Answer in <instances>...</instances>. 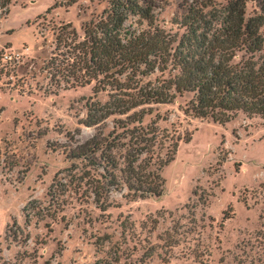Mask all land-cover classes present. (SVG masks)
Segmentation results:
<instances>
[{"label": "rangeland", "instance_id": "1", "mask_svg": "<svg viewBox=\"0 0 264 264\" xmlns=\"http://www.w3.org/2000/svg\"><path fill=\"white\" fill-rule=\"evenodd\" d=\"M110 1L78 0L67 7L63 0H11L9 14L0 19V264L17 255H24L26 264L33 258L37 264H264V124L259 120L239 116L220 126L191 119L182 113L191 95H176L170 104L144 108L148 115L142 122H157L168 141L192 134L160 171L162 197L128 201L113 192L103 212L76 191L74 143L98 129L106 136L120 117L98 128L84 126L87 107L105 104L107 93L94 94V83L51 92L56 85L48 82L44 64L61 26L70 24L81 37L82 25L97 21ZM147 1L154 25L180 37L185 0ZM253 10L249 3L246 15ZM126 26L147 28L132 16ZM169 75L156 71L144 81ZM10 163L17 166L9 170ZM56 177L63 185L50 196ZM192 207L197 220L204 218L211 227L200 230V237L189 236L188 243L181 238L180 246L166 252L158 237L173 224H187ZM223 212L231 218L220 229ZM151 219L158 221L155 229ZM193 251L204 258L192 257Z\"/></svg>", "mask_w": 264, "mask_h": 264}, {"label": "trees", "instance_id": "2", "mask_svg": "<svg viewBox=\"0 0 264 264\" xmlns=\"http://www.w3.org/2000/svg\"><path fill=\"white\" fill-rule=\"evenodd\" d=\"M77 1L63 0L62 6ZM249 3L254 5L251 16L246 15ZM10 5L11 0H0V19L9 14ZM183 9L180 37L154 25L147 0H111L97 21L82 25L81 37L70 24L61 26L55 36L44 64L48 82L56 85L51 92L94 83L93 93L106 92L108 101L91 103L82 124L98 128L108 118L120 117L106 136L98 129L70 151V158L79 161L72 170L76 191L91 197L103 212L113 192L128 201L162 197L165 180L160 171L174 161L180 143L191 141L192 134H178L175 141H168L152 120L142 125L148 115L144 108L170 104L176 95L189 94L182 110L185 117L224 126L243 116L264 124V0H185ZM131 16L147 28L126 26ZM156 71L170 75L144 81ZM7 165L9 170L17 166ZM62 185L56 177L48 194H56ZM230 218L223 212L220 229ZM151 223L155 229L158 221ZM179 224L158 237L166 252L180 246L181 238L188 243L189 236L200 237V230L211 227L204 218L197 220L193 207L187 224ZM190 255L204 258L194 251ZM35 260L29 264H37ZM6 264H26L25 257L17 255Z\"/></svg>", "mask_w": 264, "mask_h": 264}]
</instances>
